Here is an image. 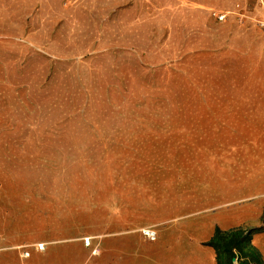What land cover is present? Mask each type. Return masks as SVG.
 I'll use <instances>...</instances> for the list:
<instances>
[{
  "label": "rangeland",
  "instance_id": "1",
  "mask_svg": "<svg viewBox=\"0 0 264 264\" xmlns=\"http://www.w3.org/2000/svg\"><path fill=\"white\" fill-rule=\"evenodd\" d=\"M205 2L0 0V264H131L128 223L211 196L218 264H262L264 0Z\"/></svg>",
  "mask_w": 264,
  "mask_h": 264
},
{
  "label": "crops",
  "instance_id": "2",
  "mask_svg": "<svg viewBox=\"0 0 264 264\" xmlns=\"http://www.w3.org/2000/svg\"><path fill=\"white\" fill-rule=\"evenodd\" d=\"M75 2V1H74ZM141 0H120V3L116 6V9L112 7V11L115 10L112 14V17H116L117 21L122 19L125 14L129 17L132 15L130 26L133 28L132 33L136 34L140 31L137 30L141 22L140 14L135 11L138 9ZM173 3L172 8L174 10L182 9L184 6L188 7L191 3L194 5L197 10L204 8L206 6L205 0H171ZM114 8V9H113ZM109 5H107L106 11L109 12ZM214 17H217L218 14L213 13ZM107 20L108 16L104 17ZM122 28V29H121ZM119 28V33H124V27ZM185 32H188L186 30ZM29 34L24 38V41L28 43ZM1 38V37H0ZM134 47V46H133ZM123 48V47H120ZM135 48V47H134ZM39 49V48H37ZM215 197L204 199L197 205H191L192 207L188 208L189 210L181 211L179 209L172 210V212H155L153 213V219L147 221V229H152L148 227H156L157 238L153 241H150L144 238L141 234L142 229L146 228H137L135 220H132L128 223V229H123V232H118L115 238H125L123 239L126 244H136L139 246L136 254L131 258V264H218L217 251L214 247L210 246L211 241L213 240L216 231L229 232L235 229H231L232 226L236 224V211L233 207H226L223 205L214 206L211 203H214L213 199ZM220 203L230 202V199L223 198L219 200ZM229 205V204H228ZM199 212H193L195 210ZM192 211V212H191ZM199 217L198 222L188 221L189 218ZM188 221V222H187ZM229 229V230H227ZM153 230V229H152ZM256 234V233H254ZM253 234V235H254ZM264 239V233H262L261 239ZM113 238L103 239L104 243H109L107 240ZM169 240L171 243L166 249L177 252L173 258L164 259L163 256L157 253V247L159 243ZM252 244V238H251ZM159 244V245H158ZM109 245V244H108ZM252 246H254L252 244ZM110 254L109 257L114 256V247L111 244L109 245ZM260 260L264 264V246H260ZM39 252V251H38ZM52 257V255H50ZM134 259V260H132ZM116 264H130V262L125 263L121 261L120 256L115 258Z\"/></svg>",
  "mask_w": 264,
  "mask_h": 264
},
{
  "label": "built area",
  "instance_id": "3",
  "mask_svg": "<svg viewBox=\"0 0 264 264\" xmlns=\"http://www.w3.org/2000/svg\"><path fill=\"white\" fill-rule=\"evenodd\" d=\"M220 21L224 19V15H219L217 17ZM260 28L262 30V32L264 33V22L260 23ZM141 234L144 238L150 240V241H153L157 238V234L154 230L152 229H142L141 230ZM89 241L87 240L86 241V245L89 246ZM35 251H39V252H42L45 250V245L44 244H37L35 245ZM19 257L20 259L22 260V264H27V263H24V261L28 260L30 258V252L27 251L25 248L22 249V251H20L19 253Z\"/></svg>",
  "mask_w": 264,
  "mask_h": 264
},
{
  "label": "trees",
  "instance_id": "4",
  "mask_svg": "<svg viewBox=\"0 0 264 264\" xmlns=\"http://www.w3.org/2000/svg\"><path fill=\"white\" fill-rule=\"evenodd\" d=\"M231 232H234V231H229V232H222V231H219V230H217L216 231V234H215V236H214V238L216 237V235H219V234H223V233H231ZM252 234V233H251ZM251 234H249L248 236H249V241H251ZM214 238H213V240H214ZM212 240V241H213ZM211 241V243H210V246H212V247H214L215 248V246H214V244H213V242ZM216 249V248H215ZM217 251V250H216Z\"/></svg>",
  "mask_w": 264,
  "mask_h": 264
}]
</instances>
